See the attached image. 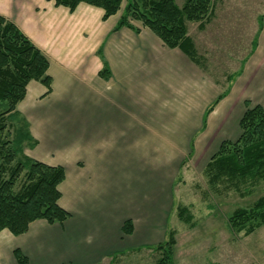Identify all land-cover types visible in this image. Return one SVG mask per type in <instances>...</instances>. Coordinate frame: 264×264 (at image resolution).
Wrapping results in <instances>:
<instances>
[{"label": "crops", "instance_id": "0c3cea01", "mask_svg": "<svg viewBox=\"0 0 264 264\" xmlns=\"http://www.w3.org/2000/svg\"><path fill=\"white\" fill-rule=\"evenodd\" d=\"M0 15L49 60L51 93L31 82L17 112L36 142L25 155L65 169L60 206L71 215L1 232L0 264H19L16 250L28 264L143 263L166 240L178 178L203 174L224 142L240 139L246 102L264 109V21L237 73L217 79L141 24L115 31L121 13L104 20L87 4L0 0Z\"/></svg>", "mask_w": 264, "mask_h": 264}, {"label": "trees", "instance_id": "16d2710c", "mask_svg": "<svg viewBox=\"0 0 264 264\" xmlns=\"http://www.w3.org/2000/svg\"><path fill=\"white\" fill-rule=\"evenodd\" d=\"M53 1L57 7L70 11L80 4L100 8L105 13L104 20H108L122 12L127 0ZM214 4L215 0H186L180 8L175 0H132L122 12L115 31L127 27L138 33L140 29L133 23L141 24L168 48L181 50L195 63L207 68L189 36L187 23H196L199 30H205L214 17ZM263 21L264 16L259 21L253 49ZM49 67L47 57L12 22L0 15V233L9 231L16 237L26 234L36 221L63 225L71 217L60 206L59 186L65 180V169L48 166L25 155V150L34 148L36 142L29 129L25 131L26 121L17 112L31 82L41 83L47 88V95L51 93ZM227 94L225 92L214 102L207 115ZM15 122L19 124L17 129H14ZM240 128V139L236 143L224 142L204 171L212 189L221 185L239 189L241 185L264 183V109L246 102ZM175 211L180 223L195 225L189 208L178 205ZM227 222L233 234L243 231L246 235L253 234L264 225V195L252 208L235 210ZM123 233H133L131 220L125 222ZM175 235L174 230L168 231L164 242L146 249L155 255L154 264H175ZM15 257L19 264H28L19 250L15 251Z\"/></svg>", "mask_w": 264, "mask_h": 264}, {"label": "rangeland", "instance_id": "374dc122", "mask_svg": "<svg viewBox=\"0 0 264 264\" xmlns=\"http://www.w3.org/2000/svg\"><path fill=\"white\" fill-rule=\"evenodd\" d=\"M130 1H125L122 12ZM185 1L175 0L180 8ZM263 16L264 0H215L214 17L205 30H199L196 23H187L189 36L213 76L220 79L226 72L227 76L237 73L253 50ZM17 127L15 122L14 129ZM24 129L28 131L26 122ZM178 181L174 205L164 226L166 237L168 231L176 232L175 264H264V225L251 235L244 231L233 234L227 222L235 210L253 207L264 195V183L241 185L239 189L225 185L212 189L204 173L182 176ZM178 205L189 208L194 216L193 227L179 222L175 211ZM146 254L151 256L143 257L141 264H154L155 255Z\"/></svg>", "mask_w": 264, "mask_h": 264}]
</instances>
